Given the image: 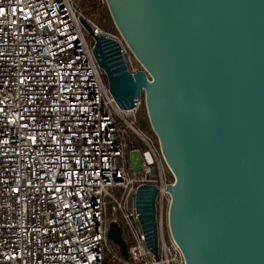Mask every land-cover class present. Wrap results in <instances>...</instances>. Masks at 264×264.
I'll use <instances>...</instances> for the list:
<instances>
[{"label": "built area", "instance_id": "1", "mask_svg": "<svg viewBox=\"0 0 264 264\" xmlns=\"http://www.w3.org/2000/svg\"><path fill=\"white\" fill-rule=\"evenodd\" d=\"M81 1L0 0V264H185L168 224L174 177L146 110L151 133L139 126L143 90L132 108L113 99L92 36L110 63L144 69ZM151 187L154 235L140 209Z\"/></svg>", "mask_w": 264, "mask_h": 264}, {"label": "water", "instance_id": "2", "mask_svg": "<svg viewBox=\"0 0 264 264\" xmlns=\"http://www.w3.org/2000/svg\"><path fill=\"white\" fill-rule=\"evenodd\" d=\"M105 2L145 72L110 63L80 21L113 99L132 108L143 90L174 177L168 224L185 264H264V0ZM150 191L140 209L154 235ZM108 238L126 257L115 224Z\"/></svg>", "mask_w": 264, "mask_h": 264}, {"label": "trees", "instance_id": "3", "mask_svg": "<svg viewBox=\"0 0 264 264\" xmlns=\"http://www.w3.org/2000/svg\"><path fill=\"white\" fill-rule=\"evenodd\" d=\"M80 9H81L82 15L85 18L94 21L99 27H101L99 23L104 22L102 21L104 19L105 22H107L109 26L108 29L106 30L112 33H117L112 23V20H111V17L109 15L106 5L100 3L99 0H82L80 2Z\"/></svg>", "mask_w": 264, "mask_h": 264}, {"label": "rangeland", "instance_id": "4", "mask_svg": "<svg viewBox=\"0 0 264 264\" xmlns=\"http://www.w3.org/2000/svg\"><path fill=\"white\" fill-rule=\"evenodd\" d=\"M102 23H99L101 25V28L106 30L108 29V24L107 22H105V20L103 19ZM113 23V22H112ZM115 28V26H114ZM111 29V28H110ZM116 30V29H115ZM110 32V31H109ZM117 32V30H116ZM112 33V32H111ZM118 33V32H117ZM138 120H139V126L140 128L146 133V134H150L151 133V130L149 129V126H148V123L147 121L145 120V109L143 107H141L139 113H138Z\"/></svg>", "mask_w": 264, "mask_h": 264}, {"label": "snow or ice", "instance_id": "5", "mask_svg": "<svg viewBox=\"0 0 264 264\" xmlns=\"http://www.w3.org/2000/svg\"><path fill=\"white\" fill-rule=\"evenodd\" d=\"M3 11V9H0V12H2Z\"/></svg>", "mask_w": 264, "mask_h": 264}]
</instances>
